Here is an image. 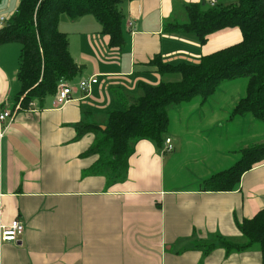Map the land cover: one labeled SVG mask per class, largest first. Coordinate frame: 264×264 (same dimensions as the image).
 <instances>
[{"label":"crops","instance_id":"1","mask_svg":"<svg viewBox=\"0 0 264 264\" xmlns=\"http://www.w3.org/2000/svg\"><path fill=\"white\" fill-rule=\"evenodd\" d=\"M204 2L212 7L205 0H127L121 49L110 47L93 16L70 19L69 25L61 17L59 28L82 67L80 82L93 77L98 82L89 95L74 87L72 100L60 108L48 97L19 111L11 123H0V236L2 226L16 220L25 226L18 242L0 237V264H262L257 247L228 253L208 246L220 238L246 243L238 224L264 208V162L246 173L234 192L202 191L205 180L239 160L240 149L264 142V122L251 116L230 120L246 95V79L222 83L206 102L196 98L173 106L165 140L174 151L166 153L165 142L160 148L137 142L122 180L100 172L101 157L88 154L96 135H79L80 125L106 126L110 112L141 97V83L180 81L148 65L156 56L166 64L198 65L243 41L238 27L210 35L204 45L194 34L165 31L168 23L187 22L186 6ZM4 3L0 16L9 19L20 0ZM20 48L0 47V107L13 108L20 91ZM188 145L204 150L198 172H189L193 185L187 179L180 183L186 161L176 166Z\"/></svg>","mask_w":264,"mask_h":264},{"label":"trees","instance_id":"2","mask_svg":"<svg viewBox=\"0 0 264 264\" xmlns=\"http://www.w3.org/2000/svg\"><path fill=\"white\" fill-rule=\"evenodd\" d=\"M4 0H0V4ZM127 0H20L15 14L0 29V47L20 45L16 79L23 98L22 107L43 103L55 97L60 86L73 82L82 72L70 53L69 36L60 28V19L76 20L93 16L102 26V34L110 40L112 49L124 46L123 5ZM235 4L206 8L203 4L185 7L186 23H168L165 31L175 34H194L201 45L220 30L238 27L243 41L235 46L202 58L198 65L166 64L156 56L148 65L157 73L178 75L180 81L151 86L140 84L142 96L122 110L108 114L105 130L96 125H80L79 135L93 133L97 141L88 154L99 155L97 169L110 172L114 180L126 175L134 154L132 142L146 140L158 148L166 141L170 126L169 108L196 98L206 102L218 87L229 81L247 80L246 95L235 106L230 120L251 116L264 122V0H235ZM134 144V145H135ZM239 160L229 169L205 180L202 191L231 193L241 184L242 177L264 162V142L238 151ZM243 245L220 238L208 250L217 247L226 252H243L258 247L264 264V208L252 219L238 224Z\"/></svg>","mask_w":264,"mask_h":264},{"label":"built area","instance_id":"3","mask_svg":"<svg viewBox=\"0 0 264 264\" xmlns=\"http://www.w3.org/2000/svg\"><path fill=\"white\" fill-rule=\"evenodd\" d=\"M208 2L212 7L216 6L215 0H205ZM7 18L5 16H0V29L3 28L7 22ZM98 80L96 78H91L88 81L83 80L79 84V91L84 95H89L91 92V86L96 84ZM75 92V88L70 86L69 84H63L60 86L56 96H55V102L54 107L60 108L64 105H66L68 102L72 100V95ZM34 107V102L30 103L29 106L26 109H31ZM24 108L22 107V102L20 101L16 106H13V108H5L0 107V123H11L17 113ZM165 152L171 153L174 151L173 146L171 145V140L166 139L165 141ZM25 232V226L19 221L16 220L12 222L10 226H2L1 230V239L5 242H18L22 235Z\"/></svg>","mask_w":264,"mask_h":264},{"label":"rangeland","instance_id":"4","mask_svg":"<svg viewBox=\"0 0 264 264\" xmlns=\"http://www.w3.org/2000/svg\"><path fill=\"white\" fill-rule=\"evenodd\" d=\"M5 1L6 0L3 1V4H0V9L2 8L1 6H4L5 4H7V3H4ZM64 17H65L66 23L69 25L71 20L67 16H65V15H64ZM65 27L67 28L66 24H65ZM164 76H172V75H164ZM136 78L137 77H135L133 79V81H135ZM80 79H81V77L78 76L74 80V82L69 83L70 86H72V87L79 86ZM102 81L103 80H101V82ZM18 86H20L19 83H18ZM22 100H23V98H20L19 100H16L14 98L12 105L13 106H16ZM48 100L49 101H53V98L50 97ZM170 108H172V107H170ZM170 108H169V112H170V115H172L174 108H172L171 110H170ZM119 110H121V109H119ZM107 121H108V118H107ZM100 127L102 129V128L106 127V126H100ZM134 144H135V141L132 142V146H134ZM202 151H204V150L202 148H200L198 145H196V146H194V145H188V146H186V152L185 153H182L181 154V157L176 160V166L177 167H180L181 162H183L184 160L186 161V163L181 168V172H180L181 173V176H180V179H182V180H181L180 183H183L184 179L185 180L187 179L188 180V183H191L192 185L193 184H196V182L190 178L189 172L190 171L198 172V171H196V168L198 169L201 166H198L197 167V165L202 164V161H203V158H204V156H202V157L200 156V154L202 153ZM205 151H206V149H205ZM167 156H169V155H167ZM166 159H167V157H166ZM192 161L194 162L193 165L196 164V166H193L192 165ZM169 170H170V167L167 166L166 172L168 173Z\"/></svg>","mask_w":264,"mask_h":264},{"label":"water","instance_id":"5","mask_svg":"<svg viewBox=\"0 0 264 264\" xmlns=\"http://www.w3.org/2000/svg\"><path fill=\"white\" fill-rule=\"evenodd\" d=\"M103 130H105V127L104 128H102Z\"/></svg>","mask_w":264,"mask_h":264}]
</instances>
